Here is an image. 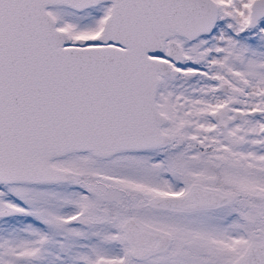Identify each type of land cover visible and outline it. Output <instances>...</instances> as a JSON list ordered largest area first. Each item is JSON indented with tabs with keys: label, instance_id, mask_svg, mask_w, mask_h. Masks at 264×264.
Instances as JSON below:
<instances>
[{
	"label": "snow or ice",
	"instance_id": "1",
	"mask_svg": "<svg viewBox=\"0 0 264 264\" xmlns=\"http://www.w3.org/2000/svg\"><path fill=\"white\" fill-rule=\"evenodd\" d=\"M0 264H264V0H0Z\"/></svg>",
	"mask_w": 264,
	"mask_h": 264
}]
</instances>
